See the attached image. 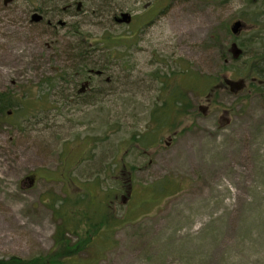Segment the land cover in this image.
Wrapping results in <instances>:
<instances>
[{"label":"rangeland","instance_id":"obj_1","mask_svg":"<svg viewBox=\"0 0 264 264\" xmlns=\"http://www.w3.org/2000/svg\"><path fill=\"white\" fill-rule=\"evenodd\" d=\"M5 1L0 260L264 264V86L255 91L254 77L243 75L264 69V0ZM35 12L42 21L32 22ZM122 14L128 24L116 22ZM235 21L245 26L236 37ZM232 43L243 51L237 60ZM86 60L104 74L91 77L79 102L68 75ZM174 71L190 107L153 120L160 84ZM205 76L219 85L244 80L248 88L219 92L203 116ZM64 199L79 225L93 219L92 238L105 231L103 206L133 220L115 230L111 247L97 240L106 249L100 255L93 244L75 256L58 244L85 236L60 234L51 205Z\"/></svg>","mask_w":264,"mask_h":264},{"label":"trees","instance_id":"obj_2","mask_svg":"<svg viewBox=\"0 0 264 264\" xmlns=\"http://www.w3.org/2000/svg\"><path fill=\"white\" fill-rule=\"evenodd\" d=\"M234 69L235 68H231V69L227 68L228 71L229 70L234 71ZM244 69H243V71H244ZM248 71L249 72L243 74L244 77L245 76L247 78L255 77L257 74L264 76V74H263L264 69L253 68L252 70H248ZM240 73L241 72H239V74ZM175 74L177 75L179 73H177V71H174V72H171V76H167V77L165 76V78H164L165 80L163 81L162 87L165 86V89H166L167 82H170L168 84L170 88H169V90L166 89L167 92H164V98H165L164 100L165 101L163 102V105H157L159 107L155 106V108H156L155 111L158 110L157 111L158 116L154 115L153 120L155 119L157 121H160L161 119L162 120L172 119V117H174L175 115L183 114V113L185 114V112H186V110L184 111V108L187 107L186 106L187 103H186V99H185L186 94L183 91L185 89V85L182 84L179 87L174 85V82H172V77ZM219 75L220 74H218L216 76V78H220ZM205 79H206L205 84H203V86L201 87V90H202V92H205V90H208V92H210L217 83H215L216 82L215 80L211 81L206 76H205ZM251 86L254 87L255 91H260L261 89H263V86L258 85V84H251ZM8 105H9V100L8 99L5 100L3 96H0V116H6V117L8 116V113L5 112V109L8 108ZM189 105H190V101H189ZM189 105H188V108L190 107ZM132 168H134V167L132 166ZM127 171L129 172V175H131V171L129 169H127ZM122 176H124V173ZM98 183L99 182L96 181L95 184L97 185ZM130 183H132V177L131 176H129L128 182H126L125 184L123 183L125 190L128 189L127 187L130 185ZM160 189H161V187L159 185H157L155 187L154 191L156 193H161ZM54 201H56V203H58V197H56L55 199L53 198V202ZM60 203L61 204L59 205L58 208L55 207V204L51 205V207L53 209L54 217L61 220V224H60L61 233L60 234L65 235L66 232H72V233H74V232L75 233H78V232L83 233L84 232L85 233V236H84V239L82 242H76V243L71 244V245L69 244L70 247H67V244L70 243V241L66 238L59 241V243H58V244H61L62 242H64V248H66L68 250L71 247L74 248L75 252H70V254H75V256L79 251H88L90 249V246L93 244L95 245V247L99 251V253L97 255H100V253L106 249H104L105 247H100V242H97V240L102 239L104 242L107 243V244L105 243L106 248L111 247L113 244L112 235L115 232V230L117 228H121L122 226L132 222V220H133L130 217H128V215L124 216L121 220L116 219V218H114V214L112 213L111 207L110 206L109 207L103 206L102 208H104V211H103L104 217L103 216L102 217H103V220L106 218L104 220L105 228L103 227V229L105 231L102 234H100L99 236H93V238H92L91 234L94 233V231H95L94 227L96 226V224H93V222H94L93 219L92 218L87 219L86 221L89 220V223H87L86 226L83 227V225L78 224L79 222L76 221L71 216V214L69 213L70 211H68L65 208L66 199L60 200ZM84 209L89 211L90 210V204L85 205ZM101 220L99 221V224L101 223ZM94 240L96 242L92 243V242H94ZM58 244H56V245L58 246ZM100 248H102V249H100ZM58 253H57V256H58ZM56 260L61 261L59 258ZM37 261H40L41 263H36V264H43L42 261H46V260L38 259ZM12 263H14V264H35V263L20 262V260H16V259H11L10 261L0 260V264H12ZM56 263H57V261L54 262V264H56ZM62 263L66 264V262H64V261ZM46 264H52V263L49 262Z\"/></svg>","mask_w":264,"mask_h":264},{"label":"flooded vegetation","instance_id":"obj_3","mask_svg":"<svg viewBox=\"0 0 264 264\" xmlns=\"http://www.w3.org/2000/svg\"><path fill=\"white\" fill-rule=\"evenodd\" d=\"M76 8H77L76 10H78V4H77ZM42 19H43V17H42ZM244 28H245V26L242 23V30L239 31V33L236 36L240 35L242 33V31L244 30ZM263 39H264V36H263ZM81 57L84 58L82 55H81ZM103 74H104V71L101 70V69H94V67H92L91 64L89 63V60H86L85 62L82 61L81 65L80 64L77 65L72 70L71 74L68 75V77L70 78L68 80L69 81L68 83H74V86H75L76 92H77L76 98H77V100L79 102H82L84 97L87 96L90 93V91L92 89V87H91V79L93 77L101 78V77H103ZM263 74H264V72H263ZM227 81H230V80L224 79V83H225L224 85H215L213 91H211L210 94L207 97L204 96L205 102L208 105L204 106V105L200 104L201 106H199V108H198L199 112H202L203 116H205L209 112L210 105H212L213 100H215L214 102L217 101L216 100V96L219 94V92H222L225 89H229L230 91H232L231 88L226 85ZM169 83L170 82H167V86H166L167 90H169V88H170L169 85H168ZM251 84H258V85L264 86V76H262L260 74H257V77L252 80ZM162 85H163V81H162ZM162 85L160 84L161 87H162ZM247 88L248 87H247V85H245V81H244V88L242 90L236 92L235 94L239 95L244 90H246ZM166 89H165V86H163L162 89L160 90L161 91V95H160L159 99L157 98V103L158 102L161 103L159 105H163V102L165 101L164 100L165 99L164 98V92H167ZM184 92L186 94V96H185L186 103H187L186 106L188 107V105H189V96L187 94V86H186V91H184ZM187 112H189L188 109H187ZM224 114H227V111H224ZM173 134L176 136L177 132H174Z\"/></svg>","mask_w":264,"mask_h":264},{"label":"water","instance_id":"obj_4","mask_svg":"<svg viewBox=\"0 0 264 264\" xmlns=\"http://www.w3.org/2000/svg\"><path fill=\"white\" fill-rule=\"evenodd\" d=\"M12 2V0H6L5 3H10ZM80 8V4H78V10L79 11ZM32 22H39L42 20V17L37 14L34 13L31 17ZM117 23H125L128 24L130 22V17L127 14H122L120 19L116 20ZM242 28V24L240 21H236L233 23V25L230 28V31L233 35H236ZM231 52L233 54L234 58H238L241 54V50H239L235 44L232 45L231 47ZM226 84L231 88L232 92H237L240 89H242L243 87V83L242 82H231V81H227Z\"/></svg>","mask_w":264,"mask_h":264}]
</instances>
